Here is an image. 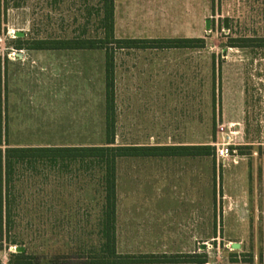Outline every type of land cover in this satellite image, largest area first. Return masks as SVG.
Here are the masks:
<instances>
[{"label":"rangeland","instance_id":"1","mask_svg":"<svg viewBox=\"0 0 264 264\" xmlns=\"http://www.w3.org/2000/svg\"><path fill=\"white\" fill-rule=\"evenodd\" d=\"M202 5L204 15L198 20ZM100 6L101 0H0V148L3 152L12 143L6 104L15 84L23 83L28 88L20 86L19 90L34 93L42 91L43 84L51 89L64 82L63 76L57 78V73L54 78L52 75L48 78L37 67L31 68L35 64L31 59L25 63L16 61L17 53H28L18 49V42L105 38ZM185 15L188 19L192 16V21L163 30H193L192 34L114 36L117 39L203 38V47L119 48L112 38L106 39L115 58V145H211L215 149L213 155L199 161L179 158L139 162L119 158L117 173L121 177H130L126 173L138 170V166H145L152 173L160 166L167 179L182 177V183L191 180V176L196 179L197 172L201 174L202 170L204 176L203 187L162 186L148 195L146 206L160 209L148 213H159V217L126 222L123 214L126 209L143 206L139 203L141 199L137 202L136 196H128L130 206H117L120 221L119 224L116 221V250L120 255L137 257L190 256L188 262H201L204 258L206 264H264V154L259 148L264 145V48L230 46L231 38L264 36V0H210L208 13L205 3L195 2L194 10ZM97 50L92 53L98 54L101 94L104 88L101 58L105 50ZM50 63L57 72L60 66L54 57ZM129 91L135 95L140 92L142 96L125 99L124 94ZM158 92L161 98L157 97ZM101 102L99 97L96 141L104 145L106 130ZM222 149L228 151L223 157L218 155ZM72 166V170L81 167ZM3 171L5 174V168ZM53 172L51 193L58 187ZM100 176H96L98 181L89 183V177L81 175V182L77 183L84 185L83 193L71 191L69 196L68 191L76 188L77 183L61 179L60 184L70 189L63 197L54 194L51 200L64 199L66 206H36L38 197H33L31 202L29 195L16 196L18 205L13 206L15 196H11L9 181L4 178L0 198L4 216L2 236L0 219V264H14V254L22 252L28 256L29 264H103L94 263L101 260L97 256L105 250L100 226L103 206ZM22 181L28 183L27 178ZM95 192L96 200L92 196ZM89 200L92 206L88 205ZM77 201L79 204L74 206ZM6 206L14 209L11 225L6 224Z\"/></svg>","mask_w":264,"mask_h":264},{"label":"crops","instance_id":"2","mask_svg":"<svg viewBox=\"0 0 264 264\" xmlns=\"http://www.w3.org/2000/svg\"><path fill=\"white\" fill-rule=\"evenodd\" d=\"M210 0H114V34L119 36H155L161 34H192L193 30H163L169 28L173 24H187L188 20L192 21V16L185 15L187 11L194 10V3H205L206 13L209 11ZM198 10V9H197ZM170 12H176L177 15H171ZM199 12V11H198ZM197 15L200 20L204 15L203 5ZM173 20V22H170ZM179 21L177 23V21ZM176 21V22H175ZM191 23V22H190ZM191 27V26H189ZM134 38V37H132ZM151 39V38H149ZM25 50L28 53H17L15 59L25 61L31 59L35 62L31 66L40 69V74H45L48 78H57L63 76V84H59L49 89V85L43 84L42 91L31 93L27 90H19V87L28 88L23 83H16L14 89L9 92L7 97L8 107V130L10 131L11 146L13 148H38V147H92L98 146V118H99V97L101 98V107L104 110L102 119L104 121V130H106V89H105V56L101 58L102 64V82L104 88L101 94L98 90L99 82V60L98 54H93L92 51L97 49H19ZM103 50V49H102ZM89 53V54H80ZM54 59L58 63V71L54 66H51L50 59ZM13 59V60H14ZM67 64V66L65 65ZM73 66L70 68V66ZM53 68V69H52ZM29 69V67H28ZM29 71V70H28ZM27 72V71H26ZM28 76V75H27ZM36 76V75H34ZM51 77V78H52ZM18 78V77H17ZM60 78V77H59ZM72 78V79H67ZM44 87H46L44 89ZM161 98V92L156 94ZM155 95V96H156ZM142 96V95H141ZM140 92L137 95L134 92H125L124 98L141 97ZM129 145V144H126ZM138 145V144H131ZM166 146V145H184V144H157V145H142L138 146ZM204 156H134L123 157L125 159L137 160L139 162L153 160L171 159H202ZM119 160V159H118ZM73 167V166H72ZM63 169L59 171V169ZM70 168V167H69ZM208 168V167H207ZM29 169H32L29 171ZM118 169V168H117ZM33 170L37 171L34 174ZM51 170L55 171V178L58 187L52 189L51 193ZM39 171V172H38ZM208 171V170H207ZM203 170L201 174L197 172V178L188 180L182 183V177L167 179L164 175L167 174L162 167L156 166L154 172H149L145 166H138V170L127 172L130 177L120 176L117 173V206H128V196H136L137 202L143 206H136V209H126L123 213L126 222H131L137 218L140 221L142 218L159 217L160 214L151 215L150 211H159V206H146L147 196L156 192L155 189H160L162 186L176 187L185 185L186 187H203ZM169 174H171L169 172ZM209 174V172H208ZM81 175L88 176L90 182L94 180L91 173L67 169L60 163L55 164L50 159L35 161L29 165L26 163H17L14 170L11 172L9 187L11 196L14 195L15 205L17 206L18 196L29 195L31 202H34L33 197H38L36 206H66L63 200H51V196L57 194L58 198L63 197L66 190L61 179L74 180L76 183L81 182ZM124 175V174H122ZM192 175V174H191ZM68 176V178H66ZM28 179V183L22 181ZM38 178L40 180H38ZM201 180V181H200ZM31 181V183H30ZM77 183V187L71 188L68 191V196L71 191L73 194L83 193L84 185ZM30 183V184H29ZM21 185L22 187H20ZM1 186V165H0V198L2 193ZM20 189V190H18ZM25 189V191H24ZM96 200V192L92 194ZM79 203L80 198L78 197ZM52 201V203H51ZM74 203V206H76ZM78 203V204H79ZM1 205V201H0ZM92 206V201L89 204ZM130 206V205H129ZM183 209V208H182ZM136 210V214L133 211ZM184 210V209H183ZM192 216V214H191ZM193 217V216H192ZM202 221L203 218L201 217ZM117 221L119 224L120 216L117 210ZM208 225V214L206 216ZM199 223V222H198ZM176 225V223H175ZM145 236V235H144ZM147 242L146 239L142 240ZM151 264H206L204 258L201 262H182V263H151Z\"/></svg>","mask_w":264,"mask_h":264},{"label":"trees","instance_id":"3","mask_svg":"<svg viewBox=\"0 0 264 264\" xmlns=\"http://www.w3.org/2000/svg\"><path fill=\"white\" fill-rule=\"evenodd\" d=\"M100 12L105 28V38H52L36 39L31 42L19 41L18 49H104L106 51L105 89H106V143L92 147H38L13 148L8 147L5 152L0 148L1 185L2 180L10 181L11 172L17 163L33 164L35 161L50 159L55 164H62L67 171L70 165L79 164L77 170L91 173L94 180L100 176L102 188V202L100 226L105 239V250L94 263L103 264H133V263H177L188 262L190 256H168L167 254H151L142 256L120 255L116 245L117 221V161L123 157L134 156H211L214 147L211 145H164L138 146L115 145L116 141V84L115 58L109 49L108 38L118 43L119 48H201L203 38H122L114 36V0H101ZM231 47L259 49L264 48V36H240L231 38ZM264 154V145L259 146ZM3 161L4 165H3ZM5 168V174L3 169ZM1 200V236L3 235V206ZM6 224L11 225L14 214L13 206H6ZM102 257V258H101ZM25 252L14 254V264H29Z\"/></svg>","mask_w":264,"mask_h":264},{"label":"water","instance_id":"4","mask_svg":"<svg viewBox=\"0 0 264 264\" xmlns=\"http://www.w3.org/2000/svg\"><path fill=\"white\" fill-rule=\"evenodd\" d=\"M225 26L228 27V19H225ZM207 27L209 28V20H207ZM204 245L205 244H203V246ZM233 245H234L235 248L238 247V244L237 243H235ZM19 250H21V249H19Z\"/></svg>","mask_w":264,"mask_h":264},{"label":"built area","instance_id":"5","mask_svg":"<svg viewBox=\"0 0 264 264\" xmlns=\"http://www.w3.org/2000/svg\"><path fill=\"white\" fill-rule=\"evenodd\" d=\"M227 152H228L227 150L222 149V150H219L218 151V155L221 156V157H223V156L226 155Z\"/></svg>","mask_w":264,"mask_h":264}]
</instances>
